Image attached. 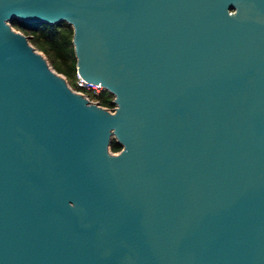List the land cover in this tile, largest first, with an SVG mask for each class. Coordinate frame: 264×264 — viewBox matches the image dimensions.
Here are the masks:
<instances>
[{"label": "water", "instance_id": "obj_1", "mask_svg": "<svg viewBox=\"0 0 264 264\" xmlns=\"http://www.w3.org/2000/svg\"><path fill=\"white\" fill-rule=\"evenodd\" d=\"M0 264H264V0H0Z\"/></svg>", "mask_w": 264, "mask_h": 264}, {"label": "trees", "instance_id": "obj_2", "mask_svg": "<svg viewBox=\"0 0 264 264\" xmlns=\"http://www.w3.org/2000/svg\"><path fill=\"white\" fill-rule=\"evenodd\" d=\"M12 25L29 36L30 42L45 53L50 64L56 71L62 73L69 80H75L77 74L76 56L72 43V26L66 21L57 23H25L17 19ZM70 84V83H69ZM90 99L97 100L105 107H114L113 95L102 89L98 95H90ZM121 145L112 139L111 150L118 151Z\"/></svg>", "mask_w": 264, "mask_h": 264}, {"label": "built area", "instance_id": "obj_3", "mask_svg": "<svg viewBox=\"0 0 264 264\" xmlns=\"http://www.w3.org/2000/svg\"><path fill=\"white\" fill-rule=\"evenodd\" d=\"M73 89L84 93L89 99L90 95H98L102 89H104L101 85L95 84L92 82L86 81L83 77H81L78 73L76 74V78L74 80ZM97 101L95 99H91ZM110 110H113L114 107H107Z\"/></svg>", "mask_w": 264, "mask_h": 264}, {"label": "rangeland", "instance_id": "obj_4", "mask_svg": "<svg viewBox=\"0 0 264 264\" xmlns=\"http://www.w3.org/2000/svg\"><path fill=\"white\" fill-rule=\"evenodd\" d=\"M69 83H70V85H71V87H73V85H74V81L73 80H69Z\"/></svg>", "mask_w": 264, "mask_h": 264}]
</instances>
